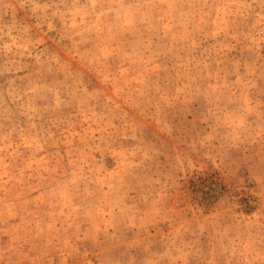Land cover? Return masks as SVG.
<instances>
[{
	"label": "rangeland",
	"instance_id": "374dc122",
	"mask_svg": "<svg viewBox=\"0 0 264 264\" xmlns=\"http://www.w3.org/2000/svg\"><path fill=\"white\" fill-rule=\"evenodd\" d=\"M0 264H264V0H0Z\"/></svg>",
	"mask_w": 264,
	"mask_h": 264
}]
</instances>
